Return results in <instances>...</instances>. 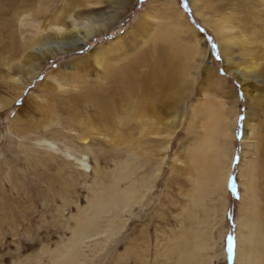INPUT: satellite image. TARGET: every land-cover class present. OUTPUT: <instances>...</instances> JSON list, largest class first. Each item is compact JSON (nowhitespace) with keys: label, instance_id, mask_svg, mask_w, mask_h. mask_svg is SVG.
<instances>
[{"label":"rangeland","instance_id":"obj_1","mask_svg":"<svg viewBox=\"0 0 264 264\" xmlns=\"http://www.w3.org/2000/svg\"><path fill=\"white\" fill-rule=\"evenodd\" d=\"M73 18L99 27L83 48L33 51ZM162 25L182 54L155 37ZM230 36L249 39L251 55L231 56H253L264 79V0H0V264L264 261V99L253 108L244 95H264V80L229 71ZM175 63V87L152 89L137 113L143 75ZM99 85L105 97L91 95ZM127 88L113 121L99 101Z\"/></svg>","mask_w":264,"mask_h":264},{"label":"bare ground","instance_id":"obj_2","mask_svg":"<svg viewBox=\"0 0 264 264\" xmlns=\"http://www.w3.org/2000/svg\"><path fill=\"white\" fill-rule=\"evenodd\" d=\"M225 18V17H224ZM154 19V17H153ZM77 20L79 19H75L73 18V27L71 30H66L64 31L63 30V27H58V29L56 30L57 32L53 33V37L52 38H44L43 36H40L39 35V38L37 40V44L35 45V41L31 44L34 46L32 47L33 51H36V52H41L43 54L46 53L49 54L51 53L52 56H55L56 54H58V52H68V51H73V50H78L80 48H83L84 45L88 42L89 38H90V35L92 34V32L95 30V29H98L99 27H96L93 22H91V19L88 18V19H82L81 22L83 23V26L85 31L82 32V31H79V26L81 23H78ZM227 20V19H226ZM226 22L225 19H222L221 21H219V24H217L216 26L218 27L217 31H221L222 29L219 28L220 27H223L224 28V25L223 23ZM168 25V24H167ZM163 27H160L159 29V32L155 35V37H158L160 36L159 38L160 39H163L165 40V42H167L168 45H170V43L172 42L171 40L174 39V32L171 33V30L168 31V28L165 27V25H162ZM157 29V28H156ZM48 37V36H47ZM233 36H230V42H228V45H226V48H225V52H227L228 55H230V57L228 58V62L231 63L233 66L232 68L229 69L230 72H233L234 74H236V76H238V78L241 79L242 83L245 85L246 84V81H247V78L248 80L250 79L248 76V74L250 75V77L253 79V81H255L256 83L260 81V77H257L256 76V73H257V68L259 66L258 63L252 61L253 60V56L250 58V65H244V66H241L242 64L239 63V61L237 62L236 60H234L232 58V50H234V48L240 46L241 48V52H240V55H251L252 51L249 50V39L248 38H243L240 42L236 41V39H232ZM226 39V37H225ZM228 40V39H227ZM226 40V41H227ZM32 41V40H31ZM174 43L173 45H175V48L176 49H180L181 47L178 45V44H175V39L173 40ZM264 43V42H263ZM164 44V43H163ZM172 44V43H171ZM227 44V42H226ZM28 45V44H27ZM30 45V44H29ZM28 45V46H29ZM30 45V47L32 46ZM118 45V44H117ZM120 45V43H119ZM119 45L117 47H119ZM166 45V43H165ZM164 46V45H162ZM123 49V47H122ZM119 50V49H118ZM238 50V49H236ZM235 51V50H234ZM240 51V50H239ZM100 52V53H99ZM109 53V52H108ZM106 52H104L103 50H98L96 52L93 53V56H94V59H95V62L96 64H98L99 67H101V65L103 66L101 60H104L103 59V54L106 55L107 57V54ZM178 53V52H177ZM180 53L182 54V50L180 49L179 51V55ZM236 53V52H235ZM146 54V53H145ZM234 54V53H233ZM100 55V56H99ZM238 55V54H237ZM241 57V56H240ZM163 58V57H161ZM166 58V57H165ZM107 59V58H106ZM111 59V58H110ZM167 59V58H166ZM247 59V58H246ZM168 60V59H167ZM83 62H88L87 59H82ZM173 61V60H172ZM175 62V60H174ZM139 62L137 63H134L133 65H137ZM141 63V62H140ZM112 64V63H111ZM110 65V64H109ZM142 65V64H141ZM152 65V64H151ZM167 65V64H166ZM105 66V65H104ZM108 66V65H107ZM176 66H179V64L175 63L173 66H167L165 67L163 70H160V71H153L151 73H149L148 75H143V76H146V77H143L140 81H142L143 83H141V88L139 86L138 88V92L137 94L140 92V96H143L141 98H139V102L135 104L136 106V110H137V113H142L144 114V112L148 109L149 107V104L151 103V98L150 97V93H151V90L154 89V92L158 89L160 90V94H165L169 89H171L172 87H175L173 85H175L174 81L177 82L176 80V76L179 72V69L176 68ZM106 67V66H105ZM112 67L114 68L115 67V64L112 65ZM107 68V67H106ZM105 68V69H106ZM156 68V67H155ZM179 68V67H178ZM37 69H40V66L37 67ZM36 69V70H37ZM120 69V68H119ZM119 69L118 71L114 70V73L113 75H111L112 73H110L111 76L108 77V79L112 80L113 79H117L115 82H122V72L119 74ZM181 70V69H180ZM35 71V70H34ZM108 71V70H107ZM109 71H113L112 69L109 70ZM108 71V72H109ZM122 71V70H121ZM178 77V76H177ZM83 79V78H82ZM118 79L120 81H118ZM264 80V79H262ZM84 81H86L85 79L82 81L84 83ZM111 83V81L109 82ZM113 83V82H112ZM104 85V84H103ZM145 87H143V86ZM259 85V84H258ZM100 86L102 85H99V86H96L95 88H92L90 89L91 92V95L94 96V94L96 93V91L98 92V98H100L99 95H102L99 91L100 90ZM111 86V84H110ZM98 87V88H97ZM107 87V86H106ZM97 88V89H96ZM104 88V87H103ZM102 88V90H103ZM257 88V85L256 87L254 86V88L251 90L249 87H245V96L247 98V102L249 103V105H252L255 106L253 108H259L258 106H263V99H264V95L262 94L259 95L257 92H255ZM109 89V88H108ZM256 89V90H255ZM108 91V90H107ZM85 92V91H84ZM100 93V94H99ZM260 93V92H259ZM87 94V93H86ZM86 94H83L82 93V96L83 95H86ZM96 94V95H97ZM130 94V90L127 88L125 89L123 92L121 91H118V92H114L113 93V97L114 98H111V100H106V99H101L99 102L101 103V105L99 106H102L103 108V112H105V108L107 107V109L111 108L112 106H115L117 104H119V102L115 105H112V106H109L111 103H114L116 102L117 100H125L128 95ZM258 95V96H257ZM75 96V95H74ZM103 97H105V95H102ZM165 96V95H164ZM260 96V97H259ZM110 97V96H109ZM173 97V96H172ZM81 98V97H80ZM87 98V97H85ZM89 98V97H88ZM107 98V97H106ZM91 99V97L89 98ZM88 100V99H86ZM153 100V99H152ZM92 103H94V101H91ZM260 104V105H259ZM94 105V104H92ZM118 106H115L114 109H112V114H111V118L112 120L114 121L115 120V117H116V114H117V110H118ZM130 108V107H129ZM101 111V112H102ZM109 111V110H108ZM109 113V112H108ZM135 113V112H134ZM209 113V112H208ZM250 114V112L248 113ZM110 115V113H109ZM102 116V115H100ZM221 116V115H220ZM103 117H104V114H103ZM249 116H248V121L246 122V129H245V135H244V140H246V142L249 141V139H251L250 135L252 132H255L256 129H255V126L252 125V123L249 121ZM107 120L104 121L105 123H109L110 122V118L109 117H106L104 118ZM103 119V120H104ZM222 126H221V130H222V133L224 132V134H227L226 136L230 139V137H232V135L230 134V132H228L227 130H233L232 129V126H231V123L228 124L229 128L227 129L226 128V120H222ZM214 127V126H213ZM211 129V128H210ZM209 129V130H210ZM215 130V129H213ZM214 132V131H213ZM214 134V133H213ZM258 134V133H257ZM256 134V135H257ZM211 134H207V137L206 139H204V144L208 145L209 143H211V137H210ZM260 135V134H259ZM259 135H257L259 137ZM263 136V135H262ZM257 137V138H258ZM213 138V136H212ZM261 138V137H260ZM228 139V140H229ZM227 140V141H228ZM257 142V141H256ZM226 146V145H225ZM224 146V148H225ZM260 147V146H258ZM210 148H211V144H210ZM212 150V149H210ZM208 151V150H206ZM260 151V150H259ZM199 152V151H198ZM203 152V151H202ZM201 154V153H200ZM203 154V153H202ZM213 154V153H212ZM199 155V154H198ZM195 155L191 156L190 158L193 159ZM204 156V155H203ZM214 156H212V160L214 161ZM200 157V156H199ZM208 157V156H207ZM196 158V157H195ZM201 158V157H200ZM203 158V157H202ZM201 158V159H202ZM200 159V160H201ZM212 160L211 159H205L204 158V163H203V166L201 165V169H202V172L206 175L207 174V171H209L211 169V163H212ZM192 161V160H191ZM79 162V161H78ZM84 165V167H86V164L85 163H82ZM216 164V163H215ZM211 171V170H210ZM210 174V173H209ZM229 177V176H228ZM214 180V179H213ZM216 180V179H215ZM238 238L240 239V234L237 235ZM237 255H239V253L237 252ZM252 259V258H251ZM253 262H251V264H264V261L260 258V256L257 254L255 257L253 256ZM250 260V257L246 256L245 258V262L247 263L248 261ZM258 260V261H257ZM250 264V261L248 262Z\"/></svg>","mask_w":264,"mask_h":264},{"label":"snow or ice","instance_id":"obj_3","mask_svg":"<svg viewBox=\"0 0 264 264\" xmlns=\"http://www.w3.org/2000/svg\"><path fill=\"white\" fill-rule=\"evenodd\" d=\"M230 239V246H229V250L231 252H234V249H235V237L232 236L229 238Z\"/></svg>","mask_w":264,"mask_h":264}]
</instances>
